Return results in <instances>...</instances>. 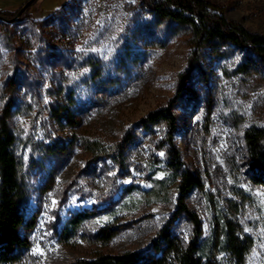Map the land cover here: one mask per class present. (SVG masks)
<instances>
[{
  "label": "rangeland",
  "instance_id": "374dc122",
  "mask_svg": "<svg viewBox=\"0 0 264 264\" xmlns=\"http://www.w3.org/2000/svg\"><path fill=\"white\" fill-rule=\"evenodd\" d=\"M26 1L0 0L2 15ZM208 1L264 34V0ZM191 36L138 0H33L0 19V123L5 115L14 133L30 239L18 260L0 264H81L150 245L173 214L180 177L157 145L165 125L138 122L174 95ZM199 64L211 106L204 90L175 108V143L203 182L187 199L202 221L197 254L210 264H264V185L247 173L244 142L246 128L264 126V65L226 42L205 46ZM133 128L121 159L93 157L89 142L109 147ZM56 144L69 153L57 157ZM227 218L252 238L241 262L225 247ZM171 227L190 237L186 216Z\"/></svg>",
  "mask_w": 264,
  "mask_h": 264
},
{
  "label": "trees",
  "instance_id": "16d2710c",
  "mask_svg": "<svg viewBox=\"0 0 264 264\" xmlns=\"http://www.w3.org/2000/svg\"><path fill=\"white\" fill-rule=\"evenodd\" d=\"M138 2L160 19L188 26L192 34L188 64L178 79L174 95L166 105L148 112L138 122L142 129H151L159 122L166 127V132L157 145L164 150L166 165L175 170L180 177L175 209L146 249L98 253L90 259L81 260V264H210L204 262L197 254L203 233L202 221L187 200L190 192L194 188H201L203 182L201 177L185 164L180 148L175 143L177 128L175 108L183 100L197 98L205 90L203 84L207 79L202 76L199 64L200 52L205 46L226 42L243 49L248 59H254L264 65V34L229 19L208 0H138ZM6 11L8 9L0 8L1 14H5ZM206 94L205 104L209 107L212 94L210 90H207ZM135 135L136 128H133L126 131L112 146L104 147L91 141L88 148L95 158L105 155L118 161L125 149L134 141ZM14 140V133L8 118L4 115L0 123V263L18 260L22 251L30 245L28 236L21 232L26 221L21 210L23 188L18 175V159L12 149ZM244 142L247 173L253 183L264 185V126L246 128ZM52 150L57 157L63 158L69 153L70 148L64 144H56ZM79 215L81 214L74 216L73 222H77ZM179 215L186 216L192 225L187 241L179 237L171 227ZM110 230V227H103L101 235L106 239L110 238L112 235ZM251 244L252 238L242 237L236 222L227 218L226 250L241 262Z\"/></svg>",
  "mask_w": 264,
  "mask_h": 264
},
{
  "label": "water",
  "instance_id": "95a60500",
  "mask_svg": "<svg viewBox=\"0 0 264 264\" xmlns=\"http://www.w3.org/2000/svg\"><path fill=\"white\" fill-rule=\"evenodd\" d=\"M33 0H27L21 7L20 9L17 11L16 16L12 17V18H7L4 15L0 14V19L6 20V21H11L14 18H17L18 16L21 15V13L27 8V6H29L32 3Z\"/></svg>",
  "mask_w": 264,
  "mask_h": 264
},
{
  "label": "snow or ice",
  "instance_id": "6c2138e0",
  "mask_svg": "<svg viewBox=\"0 0 264 264\" xmlns=\"http://www.w3.org/2000/svg\"><path fill=\"white\" fill-rule=\"evenodd\" d=\"M161 155H163V153H161Z\"/></svg>",
  "mask_w": 264,
  "mask_h": 264
}]
</instances>
